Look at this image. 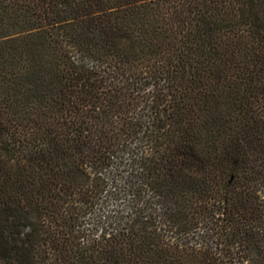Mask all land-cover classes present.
<instances>
[{
	"label": "trees",
	"instance_id": "trees-1",
	"mask_svg": "<svg viewBox=\"0 0 264 264\" xmlns=\"http://www.w3.org/2000/svg\"><path fill=\"white\" fill-rule=\"evenodd\" d=\"M0 264H264V0H0Z\"/></svg>",
	"mask_w": 264,
	"mask_h": 264
}]
</instances>
